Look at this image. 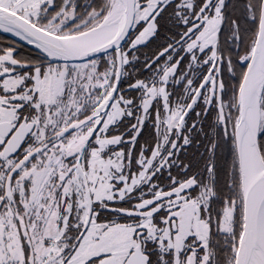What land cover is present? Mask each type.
<instances>
[{
  "label": "snow or ice",
  "instance_id": "snow-or-ice-1",
  "mask_svg": "<svg viewBox=\"0 0 264 264\" xmlns=\"http://www.w3.org/2000/svg\"><path fill=\"white\" fill-rule=\"evenodd\" d=\"M0 264H264V0H0Z\"/></svg>",
  "mask_w": 264,
  "mask_h": 264
}]
</instances>
